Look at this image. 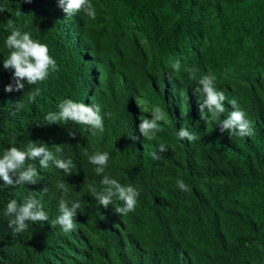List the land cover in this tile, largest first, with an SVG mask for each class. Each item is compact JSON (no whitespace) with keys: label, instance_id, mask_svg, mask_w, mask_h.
Returning a JSON list of instances; mask_svg holds the SVG:
<instances>
[{"label":"trees","instance_id":"1","mask_svg":"<svg viewBox=\"0 0 264 264\" xmlns=\"http://www.w3.org/2000/svg\"><path fill=\"white\" fill-rule=\"evenodd\" d=\"M89 3L95 19L83 9L66 16L59 0H0V157L13 146L24 150L30 140L74 164L68 175L52 162L43 169L38 160H26L25 167L37 168V183L0 188V264H264V0ZM9 20L46 44L56 62L47 79L22 81L25 88L11 93L4 88L13 70L3 67ZM187 69H196V79ZM209 72L226 99L224 113L206 124L194 88ZM64 99L98 105L103 133L92 135L72 121L49 124L45 116L58 112ZM232 99L252 121L250 135L219 131ZM17 102L24 108L13 116ZM154 106L166 118L148 140L138 125L151 119ZM205 118H211L207 109ZM181 127L196 139H179ZM161 144L166 152H159ZM97 151L109 153L102 175L88 160ZM103 175L139 192L135 211L117 215L122 201L113 197L106 209L95 200L89 186L101 191ZM178 179L190 190L181 191ZM62 195L69 206L80 204L68 233L51 224ZM29 196L48 220L27 221V229L14 234L7 203Z\"/></svg>","mask_w":264,"mask_h":264},{"label":"clouds","instance_id":"2","mask_svg":"<svg viewBox=\"0 0 264 264\" xmlns=\"http://www.w3.org/2000/svg\"><path fill=\"white\" fill-rule=\"evenodd\" d=\"M26 3H31V0H25ZM59 7L63 10L66 16L71 17L78 13L81 9L85 14L95 19L96 13L89 0H59ZM3 6H0V13L4 12ZM9 27L12 28L11 34L7 36L5 44L10 50L7 59L3 60L4 69H12V83L5 86L4 91L11 93L13 91H22L25 88V83L36 84L38 81L47 79L49 70H56V62L49 55L48 46L31 37L28 32H21L19 28L13 27V21H8ZM175 72L180 70V62L176 61L173 64ZM190 73L191 79H196V69H187ZM215 76L210 72L202 75L198 81V86L194 88V94L202 97L198 102V110L201 119L205 123H210L212 120L220 117L225 107V93L218 91L215 87ZM40 94L39 88L30 92L28 99L35 101L36 96ZM232 110L229 115L220 121L219 131L221 133L228 132L230 136L244 137L250 135L252 131V121L246 118V112L242 110L236 99L229 101ZM16 111L10 113L15 116L17 112L24 108L22 102L15 104ZM58 112H49L45 119L49 124L57 123L59 121L67 123L72 121L79 125H86L92 129V135H96V130L100 133L104 131L103 117L100 115V107L98 105L88 106L82 102H75L72 99H64L58 105ZM205 109L211 114L210 119L205 118ZM166 114L160 106H154L151 113V119L143 118L138 125L139 133L142 137L151 140L156 132L162 131L158 122L165 120ZM70 135L74 134L70 133ZM177 136L181 140L194 141L196 136L189 132L186 128L181 127ZM133 139H139L134 137ZM168 149L165 145H159V152H166ZM56 151L60 152L61 148L56 146ZM153 159H159L155 151L150 153ZM26 160H38L39 165L43 169L49 167V162H52L57 169L63 170L65 174L70 175L71 169L74 167L71 159L58 158L49 150L43 142L28 141L24 150L13 146L5 149L2 157H0V178L4 184L0 188L6 186H16L23 184H36L39 175L37 168L34 164H28L25 167ZM89 163L95 165V173L102 175L109 160V153L97 151L88 156ZM15 177V180L13 179ZM104 187L101 191H96L92 186H89L95 200L104 208H108L113 203V197L123 202V206H117L114 212L117 215H127L129 212L135 211L137 205V197L139 192L132 187L122 186L117 180L111 179L107 175H103L100 181ZM177 187L181 191H189L188 185L183 180L176 181ZM57 188L62 190L66 195L68 188L63 182L57 183ZM47 191V188L43 189ZM62 195L59 199L58 212L59 215L51 221L53 227L59 226L64 233L74 230V217L76 216L77 209L80 208L79 202H69ZM5 215L11 217L8 220V227L12 229L14 234L23 233L28 225L27 221L36 223L38 221H47L48 215L43 210L40 202L34 197L29 196L22 204H18L15 199L9 200L6 206Z\"/></svg>","mask_w":264,"mask_h":264}]
</instances>
